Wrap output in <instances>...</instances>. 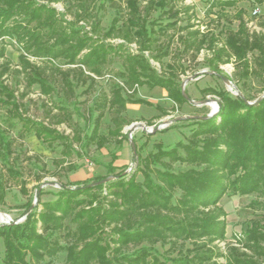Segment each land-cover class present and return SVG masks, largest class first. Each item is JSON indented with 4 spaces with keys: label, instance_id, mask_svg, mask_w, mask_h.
<instances>
[{
    "label": "trees",
    "instance_id": "obj_1",
    "mask_svg": "<svg viewBox=\"0 0 264 264\" xmlns=\"http://www.w3.org/2000/svg\"><path fill=\"white\" fill-rule=\"evenodd\" d=\"M57 0H49V2ZM124 3V17L115 16L100 38L96 23L89 34L77 19L70 22L56 9L37 0H0V41L14 39L21 53L18 68L11 69L4 58V43L0 46V78L13 71L22 76L26 89L38 85L49 95L53 89L48 83V72L60 77L63 93L72 94V70L77 80L94 85L96 78L108 75L107 92H102L96 105L97 114L89 134L74 133L71 142L104 144L99 133L105 110L111 127L108 134L120 142L129 124L123 112L127 103L150 105L136 96L137 86H158L166 91L173 103L182 104L181 75L186 69L180 55L201 49L209 52L205 62L209 70L223 73L219 65L233 62L236 85L245 83L250 76L260 78L264 94V32L250 30L244 18L245 9L238 6L243 0H205L217 19L227 17L225 9L233 8L238 20L236 29L217 33L195 27L192 7L182 5L173 9L172 0H118ZM251 4H264V0H247ZM82 8V5H80ZM153 10L166 15L152 17ZM184 14L185 16H180ZM179 21L184 24L178 25ZM176 29L172 34L167 31ZM175 41L179 46L171 48ZM105 38H118L122 42H105ZM137 46L136 51L130 47ZM146 53V54H145ZM30 57L39 59L30 60ZM169 61L164 63L163 58ZM150 60L159 63V70ZM118 62L120 68L113 69ZM62 65L68 66L63 69ZM230 79V78H229ZM18 82V79H16ZM241 94L208 86L201 89L219 98L218 110L208 118H190V134L186 142L165 149L160 142L155 151L140 156L129 173L113 174L114 179L93 186L90 182L60 184L51 200L32 205L25 204V219L0 223L3 256L0 264H40L46 258L65 251V264H262L264 262V96L254 105L245 101L250 97L241 87ZM186 92V91H185ZM25 92H22L24 95ZM0 103L10 106L8 112L22 123L18 135L31 132L42 141L58 140L68 154L71 143L67 136L50 124L33 121L20 112L14 90L0 80ZM56 109L54 123L70 120L65 100L51 101ZM155 107H157L155 105ZM51 110H49L50 112ZM205 115V114H202ZM6 126L14 128L9 119ZM172 125V124H170ZM133 139V137H132ZM0 157L7 162L10 143L0 129ZM182 150V153L180 152ZM166 159V160H165ZM182 161L190 167L175 171L172 163ZM112 169V168H110ZM14 176L17 172L6 167ZM141 175V180L136 175ZM38 196L42 193L38 189ZM256 194L262 199L251 200V205L262 210L261 217L246 227L241 249L230 246L222 253L214 241L226 238L225 211L218 204L223 195ZM3 188L0 177V199ZM64 240L62 244L61 241ZM169 242L170 247L185 242V250L174 256H160L154 244ZM132 251L127 248L136 246ZM222 257L224 263H218Z\"/></svg>",
    "mask_w": 264,
    "mask_h": 264
},
{
    "label": "rangeland",
    "instance_id": "obj_2",
    "mask_svg": "<svg viewBox=\"0 0 264 264\" xmlns=\"http://www.w3.org/2000/svg\"><path fill=\"white\" fill-rule=\"evenodd\" d=\"M53 6L57 12L64 13V17L73 22L77 19L76 24L81 25L85 30L92 34L91 28L97 23L99 29L98 36L101 38L104 31L109 27L112 19L115 16H125V5L118 0H57L49 2V0H37ZM145 0H139L140 5L145 4ZM82 5V8L81 6ZM173 9L180 8L182 5L192 7L194 17L191 22H194L195 27L201 30H209L217 33L220 29L229 30L236 29L238 20L233 16L234 9H225L227 17L217 19L212 9L209 10L208 2L205 0H172ZM238 6L245 9L244 18L250 30L264 32V4H251L247 0L240 1ZM258 9L256 13L253 11ZM159 10H153L152 17L160 16V21L166 23L168 17L160 14ZM180 16H185L180 14ZM184 24V21H179L178 25ZM176 29H169L167 33L170 35ZM105 42L117 43L122 42L118 38H105ZM5 44L4 58L10 61L11 69L18 68V56L21 50L14 39L5 37L0 41V46ZM179 44L175 41L171 43V48L175 49ZM130 47L136 51L137 46L131 43ZM146 54V53H145ZM209 56V52L201 49L196 55L194 53H184L178 58L186 71L181 75V80L186 76L197 74L198 77L187 81L185 91L187 95L194 100L211 98L219 105V98L214 94H204L201 89L212 86L228 90L235 95L233 90L227 86L216 74L211 73L205 62V58ZM30 60L38 63L39 59L30 57ZM3 58L0 57V62ZM164 63L169 61L168 57L163 58ZM150 63L159 70V63L150 60ZM113 69L120 68L118 62H115ZM62 68H68L62 65ZM223 73L236 84L237 76L233 62L222 63L219 65ZM49 69L48 83L53 91L49 95L43 94L38 85L26 89L24 80L21 74H15L13 71L3 75L0 80H4L10 88L14 90V95L18 103L21 104L20 112L23 116L30 118L33 121H43L45 124H50L59 132L67 136L65 142L71 143V149L68 154H63V150L67 148L58 140L45 142L36 137L31 132H25L22 136L18 135V131L22 130V123L14 115H11L8 110L10 106L0 103V129L3 131L6 140L10 143L11 153L8 156L7 162H4L0 157V177L3 188V197L0 199V223L6 221H20L25 219L24 211L25 204L31 202L33 205L38 204V210L41 208L39 202L51 200L54 198V192L59 189L60 184H79L85 181H92L98 176H110L120 171L129 169V172L134 170L137 163V156L132 152L131 144L128 138L127 126L132 122L140 121L147 126V129L157 125L164 119H174L176 117H187L191 115H202L211 113L209 104L194 105L188 101L182 104L173 103L166 96V91L158 86L149 87L146 85L137 86L136 96L144 98L150 105L140 103H128L123 112L124 118L131 121L123 128V133L127 134V138L123 137L120 142L108 134V129L111 127L109 113L107 110L101 119L99 133L104 138V144L98 146L92 142L88 145H83L82 142H71V137L74 133L80 136L89 134L93 119L97 114L96 105L99 96L102 92H107L108 75L98 77L93 86L88 87V81L82 83L77 80L76 73L72 70V94L68 96L63 93L60 84V77ZM18 79V82L16 81ZM237 86V85H236ZM250 97L256 98L262 92V80L253 76L245 79L244 84H238ZM22 92H25L22 95ZM59 98L65 100L70 112V120L61 124L54 123V114L56 109L51 106V101ZM155 105L157 107H155ZM218 108V107H217ZM49 110H51L49 112ZM14 123V128H8L5 124L6 120ZM172 124V125H170ZM168 126L162 127L150 133L137 127L132 132L133 142L140 156H146L155 151V144L160 142L163 148L168 149L176 146L177 142H186L191 124L189 118L173 120ZM3 154L5 150L1 148ZM182 153V150H180ZM166 160V159H165ZM172 169L175 171L184 170L190 165L182 161H175L172 164ZM6 167L13 168L17 174L10 175L6 171ZM112 168V169H110ZM137 180H141V175L137 173ZM37 186H41L42 193L38 196ZM262 199L256 194L247 195H223L218 204L224 209V220L226 223V238L213 242V245L219 248L222 253H226L230 246H236L241 249L242 243L240 240L244 238L246 227L252 220L259 219L262 210H259L251 205V200ZM64 243V240L61 241ZM139 245H130L127 250L132 251ZM154 248L160 256H174L178 250H185L190 247L188 242L182 246L178 243L174 247H170L169 242L155 243ZM3 256V243L0 238V260ZM218 263H224V259L219 257L216 259ZM40 264H65V251H59L54 257L44 258ZM264 264V262L262 263Z\"/></svg>",
    "mask_w": 264,
    "mask_h": 264
},
{
    "label": "water",
    "instance_id": "obj_3",
    "mask_svg": "<svg viewBox=\"0 0 264 264\" xmlns=\"http://www.w3.org/2000/svg\"><path fill=\"white\" fill-rule=\"evenodd\" d=\"M211 73L213 74H216L214 73L213 71H211ZM227 86H229L233 92L235 94H241L239 91H238V87L236 86L235 83H233L229 78H227L226 76L222 75V74H216ZM198 75L197 74H192V75H189V76H186L185 78H183L181 80V83H180V87H181V92L183 94V96L185 97V99L194 104V105H202V104H208L210 100H213L211 98H204V99H201V100H194V99H191L187 93L185 92V85L187 83V81L189 80H192V79H195L197 78ZM264 96V94H261L260 96H258L256 99L252 100V101H248L246 100L245 102L249 105H254L256 104L262 97ZM217 103V101H216ZM218 103H217V107H218ZM218 110V108H217ZM217 110H215L214 112H211V113H208V114H205V115H191V116H187V117H176L174 119H164L162 120L161 122H159L157 125H155L154 127L150 128V130L147 129V126L144 125L142 122L140 121H137V122H132L130 125L127 126V129H128V138H129V142L131 144V148H132V152L136 155V147H135V144L133 142V139H132V132L135 128L137 127H140L141 129L145 130V131H148L150 133L154 132L155 130L157 129H160L162 127H165V126H168L170 123H172L173 120H178V119H182V118H208V117H211L213 114H215L217 112ZM123 173H129V169L128 170H125L123 171ZM115 176L114 175H110V176H106L100 180H97V181H94V182H90L88 183L87 185L88 186H93V185H97V184H101V183H106L112 179H114ZM38 189H41V186L38 187ZM37 193H38V190H37ZM33 205V204H32ZM9 221H6V222H3V223H8ZM13 222H16V221H13Z\"/></svg>",
    "mask_w": 264,
    "mask_h": 264
},
{
    "label": "bare ground",
    "instance_id": "obj_4",
    "mask_svg": "<svg viewBox=\"0 0 264 264\" xmlns=\"http://www.w3.org/2000/svg\"><path fill=\"white\" fill-rule=\"evenodd\" d=\"M208 104L210 105L212 112H214L215 110H217V103L214 100H210Z\"/></svg>",
    "mask_w": 264,
    "mask_h": 264
},
{
    "label": "built area",
    "instance_id": "obj_5",
    "mask_svg": "<svg viewBox=\"0 0 264 264\" xmlns=\"http://www.w3.org/2000/svg\"><path fill=\"white\" fill-rule=\"evenodd\" d=\"M258 11V9H255L253 12L256 13Z\"/></svg>",
    "mask_w": 264,
    "mask_h": 264
},
{
    "label": "crops",
    "instance_id": "obj_6",
    "mask_svg": "<svg viewBox=\"0 0 264 264\" xmlns=\"http://www.w3.org/2000/svg\"><path fill=\"white\" fill-rule=\"evenodd\" d=\"M128 104V103H127Z\"/></svg>",
    "mask_w": 264,
    "mask_h": 264
}]
</instances>
